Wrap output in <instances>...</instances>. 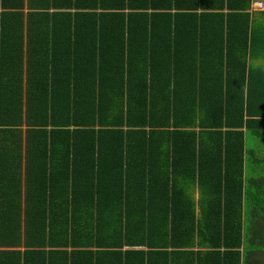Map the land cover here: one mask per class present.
I'll return each instance as SVG.
<instances>
[{
    "label": "trees",
    "instance_id": "1",
    "mask_svg": "<svg viewBox=\"0 0 264 264\" xmlns=\"http://www.w3.org/2000/svg\"><path fill=\"white\" fill-rule=\"evenodd\" d=\"M252 2L0 0V264H261Z\"/></svg>",
    "mask_w": 264,
    "mask_h": 264
},
{
    "label": "crops",
    "instance_id": "2",
    "mask_svg": "<svg viewBox=\"0 0 264 264\" xmlns=\"http://www.w3.org/2000/svg\"><path fill=\"white\" fill-rule=\"evenodd\" d=\"M256 2H252L251 4V11L253 12V8L252 5L255 4ZM247 139V146L249 147V143L250 141L253 144V147H255V152H251V159H245V164H244V174H243V191H251L254 197V199L260 194H264V134L262 135L263 137H259L260 135H257L256 139L254 137H249L247 134L245 135ZM212 166V164H211ZM210 166V167H211ZM182 174V172H181ZM181 174H179L178 178L181 177ZM184 182H182L183 185ZM216 184V183H213ZM235 185H236V181H235ZM188 190H191V193H193V197H194V216L195 219H199L202 216V212L201 210L203 208L209 207L210 205L209 203H205V205H202L200 207L199 204V196L203 194L202 189L197 185L196 182H193L192 185H190L188 188ZM255 192V193H254ZM210 200V199H209ZM181 202L179 200L176 199V207L174 206L175 210H180L178 207L180 206ZM262 203H260V209L262 208L261 205ZM217 209V208H216ZM261 211V210H260ZM264 229V226H263ZM194 251H207L208 248H204V247H195L193 248ZM243 249L244 247H242L240 249L241 251V255L243 257ZM253 257L257 260H259L261 262V264H264V250H256L253 252ZM180 258L177 259V264H181Z\"/></svg>",
    "mask_w": 264,
    "mask_h": 264
},
{
    "label": "rangeland",
    "instance_id": "3",
    "mask_svg": "<svg viewBox=\"0 0 264 264\" xmlns=\"http://www.w3.org/2000/svg\"><path fill=\"white\" fill-rule=\"evenodd\" d=\"M254 2H256L257 4H253L252 8L253 10V15H255V13H257L258 11H264V0H254Z\"/></svg>",
    "mask_w": 264,
    "mask_h": 264
},
{
    "label": "clouds",
    "instance_id": "4",
    "mask_svg": "<svg viewBox=\"0 0 264 264\" xmlns=\"http://www.w3.org/2000/svg\"><path fill=\"white\" fill-rule=\"evenodd\" d=\"M255 4H257V3H255Z\"/></svg>",
    "mask_w": 264,
    "mask_h": 264
}]
</instances>
